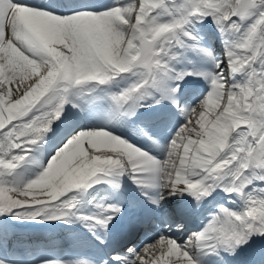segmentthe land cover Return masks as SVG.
Masks as SVG:
<instances>
[{"label": "snow or ice", "instance_id": "obj_1", "mask_svg": "<svg viewBox=\"0 0 264 264\" xmlns=\"http://www.w3.org/2000/svg\"><path fill=\"white\" fill-rule=\"evenodd\" d=\"M165 14L170 18L163 19ZM212 15L228 44L234 70L245 73L239 83L230 81L226 70L198 71L207 77L211 90L203 99L183 108L185 122L175 132L158 158L144 148L104 127L80 130L52 156L35 178L24 183L7 176L25 161L23 149L39 140L59 118L69 99L68 89L89 81H108L129 69L140 76L129 86L111 94L121 111L159 87L172 70L178 46L200 48L214 61L213 51L203 47L193 30L195 21ZM264 0H114L113 5L96 0H0V94L17 103L8 122L0 127V212L17 216L54 218L76 214L79 199L66 194L91 185L98 174L120 168L139 185L150 186V200L160 206L167 196L192 193L209 196L218 186L238 193L246 201L243 210L220 205L202 230L186 240L168 234L141 250L128 249V256L115 252L117 264H211L195 256L220 255L224 250L239 257L256 234L264 235ZM179 86L165 93L176 100ZM236 96L245 103L250 121L231 135L229 147L209 152L202 143L205 124L222 114ZM164 97H161L163 99ZM223 102L220 103L219 101ZM178 103V101H177ZM45 105L50 107L45 109ZM45 109V110H41ZM119 186L120 181H114ZM255 187L250 191L249 185ZM120 203L102 205V214L91 217L107 229L122 214ZM80 215H85L80 213ZM182 227V225H181ZM0 264H10L0 259ZM43 264H96L47 260ZM103 264H109L107 260ZM226 264H229L226 261Z\"/></svg>", "mask_w": 264, "mask_h": 264}, {"label": "bare ground", "instance_id": "obj_2", "mask_svg": "<svg viewBox=\"0 0 264 264\" xmlns=\"http://www.w3.org/2000/svg\"><path fill=\"white\" fill-rule=\"evenodd\" d=\"M32 1L33 0H29V2H32ZM98 1L102 2V3L105 2V0H98ZM46 2H48V0H37L36 3L39 4V3H46ZM175 63L177 64L178 60H175ZM201 67L203 68V70H207V68H205L203 66H201ZM168 80L169 81L166 82V84H168V85H165V84L163 85L164 89H169L174 84V81H173V79L171 77ZM76 90H79V89H76ZM5 98H6L5 99L6 100V108L5 109L1 108V110H0V127H1V124H3L2 126H4L8 122V119L11 118V116H12V114L14 112L18 111V104L17 103H8V97H5ZM89 110L92 111V113L86 114V117H85V119H89L90 118L89 121H88V125L90 124L92 118H98L101 122L116 121L117 108H113L109 103H106L104 101V99L93 100L91 102ZM73 115L75 116L74 113H73ZM123 119H131V117L126 118V117H122L121 116V117L118 118V122L123 120ZM163 124H168V122L160 121L159 123L155 124L154 128L156 130H163L164 129V125ZM86 128L87 127L81 128L76 133H78L80 130H83V129H86ZM131 130L134 131V129H131ZM148 131H150V130H148ZM76 133L74 132L72 135H75ZM71 136H69V139L71 138ZM165 136L166 135H164L162 138H160L162 143L166 139ZM61 147H63V145H61ZM61 147H59V149ZM48 148H49V146L47 145L46 149H44V150L42 149L41 150V154H38V155L33 156V157H30L22 165L21 169L18 171V176H17V179H16L17 183L27 182L28 180L35 178L41 171H43V169L49 163V160H51L50 159L51 157L49 158V160L45 159V156H47ZM59 149H58V151H59ZM54 155H55V153L52 156H54ZM98 179L102 180L103 179V175L99 174V178ZM114 181H117V180L116 179H110L108 177V178H105L103 181L98 182V183L105 184V185H110L111 187L115 186L116 188H121V190H123L127 196H131V197H134L135 195H137V193H138L137 190H141L138 194L141 195L142 197H147V195L145 194L146 192H150V193H154L155 192L151 188H149L147 190L148 186H146V185H144L143 187H138L137 185H139V184H137L133 178H132L131 181H134L135 187L131 186V184H129V182L126 181V180H124L125 184L120 183L119 186H117V184L114 183ZM98 186H101V185H98ZM96 190L97 191L93 194V196H91L89 194L87 195L88 191L85 193V196H86L85 198L87 200V202H86L87 204L84 207L85 209L83 210V208H81V207L79 208L78 205H77L78 209H77V213H76L75 217L72 218V217L68 216V217H64V219H62L60 216H57V217H55L54 221H52L53 218H46V222H51L52 221V223H54V224H60V225H63V226L73 227L74 228L73 230H75V232L81 233L82 237H84L83 236L84 233H89L90 230H92V228H94V227H90L89 226L90 223L92 222L91 221V217L96 215L94 213V211H93V206L98 204L99 200L101 199V195H102L100 193V188L96 189ZM119 197H121V196L119 195ZM80 213H84L85 215H80ZM4 218H5V216H1L0 215V227H2L8 221L7 220L6 222H4L3 221ZM8 226H9V224H8ZM95 226H98V224L96 223ZM50 228H51L50 226L46 227V229H50ZM9 237H10L9 235L7 237H4L2 239V241H5V240L9 239ZM34 238H37V237H34ZM34 238H30V240H34ZM40 238H41V236H39L37 238V240L39 241ZM21 241H22V239H21ZM31 244L32 245L30 246V249L29 250L28 249L24 250L23 254L19 253L20 251H17V253L14 254L13 251H16L17 249H13L12 247L10 248V247H6V246H0V251L2 252V248L3 249H7L5 252H9L8 250H10L8 256H13V255H15V256L22 255V257H26L27 256L29 258V260L32 261L33 264H43V263L39 262V259H40L39 257L34 258V256H33L34 252L33 251L36 249L37 246H35L34 241H32ZM20 247H22V245L17 247L18 250H19ZM69 249H71V248H69ZM199 257H201V256H199ZM65 262H67V261H65Z\"/></svg>", "mask_w": 264, "mask_h": 264}, {"label": "clouds", "instance_id": "obj_3", "mask_svg": "<svg viewBox=\"0 0 264 264\" xmlns=\"http://www.w3.org/2000/svg\"><path fill=\"white\" fill-rule=\"evenodd\" d=\"M264 38V37H262ZM235 100L233 105L231 102L225 108L224 112L216 117L215 120L209 124H205V136L206 140L202 141L208 145L206 151L222 152L229 147L232 133L240 127L241 124L250 121V117L247 113V107L245 103H241L240 99L236 96L232 97ZM220 103L223 101L220 100Z\"/></svg>", "mask_w": 264, "mask_h": 264}, {"label": "rangeland", "instance_id": "obj_4", "mask_svg": "<svg viewBox=\"0 0 264 264\" xmlns=\"http://www.w3.org/2000/svg\"><path fill=\"white\" fill-rule=\"evenodd\" d=\"M4 73V66L3 65H0V75H2ZM50 106L49 105H45V109L49 108ZM45 109H41V110H45ZM92 127H98V126H92ZM91 127V128H92ZM29 142L32 143V141L30 140ZM28 142V143H29ZM37 142V141H35ZM28 145V144H27ZM51 160H49L50 162ZM114 171H118V172H121L122 170L120 168H117V169H114ZM85 185H82L81 187H84ZM70 193V192H69ZM10 213V212H9ZM36 220H35V219ZM37 219H42V220H37ZM45 218L44 217H41V216H38V217H28V216H24V219L22 222H29V223H33V224H39L41 221H43Z\"/></svg>", "mask_w": 264, "mask_h": 264}]
</instances>
